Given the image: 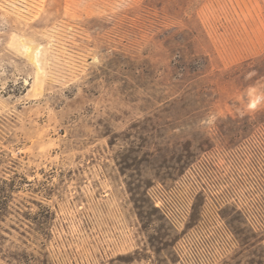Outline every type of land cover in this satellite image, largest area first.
<instances>
[{"label": "rangeland", "instance_id": "rangeland-1", "mask_svg": "<svg viewBox=\"0 0 264 264\" xmlns=\"http://www.w3.org/2000/svg\"><path fill=\"white\" fill-rule=\"evenodd\" d=\"M263 133L264 0H0V264H177L202 200L176 228L150 188ZM223 217L208 264H264Z\"/></svg>", "mask_w": 264, "mask_h": 264}, {"label": "built area", "instance_id": "built-area-1", "mask_svg": "<svg viewBox=\"0 0 264 264\" xmlns=\"http://www.w3.org/2000/svg\"><path fill=\"white\" fill-rule=\"evenodd\" d=\"M263 138H258L261 145ZM260 153L264 161V145ZM217 157L214 151L205 153L172 184L156 183L149 190L154 205L176 228L202 200L198 224L175 245L177 264H208L227 249L233 241L223 217L227 206L240 211L253 229L264 228V162L218 163Z\"/></svg>", "mask_w": 264, "mask_h": 264}]
</instances>
